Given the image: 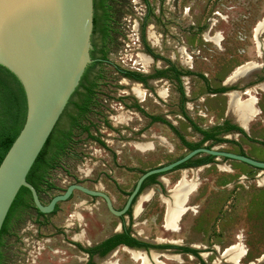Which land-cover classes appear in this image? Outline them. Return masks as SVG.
Returning a JSON list of instances; mask_svg holds the SVG:
<instances>
[{
  "label": "rangeland",
  "instance_id": "1",
  "mask_svg": "<svg viewBox=\"0 0 264 264\" xmlns=\"http://www.w3.org/2000/svg\"><path fill=\"white\" fill-rule=\"evenodd\" d=\"M146 2L109 0L111 34L106 41V62L96 65L89 76L100 77L96 82L99 106L90 114V121L96 124L91 133L107 148L75 131L70 153L64 154L59 167L50 172L55 189L41 195L43 204L69 185L79 184L107 194L115 209L121 207L141 174L187 152L166 124L149 123L146 116H163L186 142L197 143L201 136L192 130L182 110L203 129L225 119L233 122L237 117L236 109L228 103L230 96L210 93L220 88L235 91L241 100L247 98L243 92L248 91L255 98L257 115L248 123L246 136L226 134L221 137L230 142L211 147L264 162V26L258 48L253 37L256 25L264 21V0ZM143 22L147 45L157 60L144 52L140 42ZM95 43L99 50L98 35ZM167 62L178 71L190 73L180 78L183 108L171 73H167L170 79L154 80L144 88L117 71L152 74L165 71ZM247 63L258 68L230 78L236 68ZM135 89L142 97L134 93ZM160 91L166 92L165 98L159 96ZM63 126H68V120ZM148 144L151 149L136 148ZM182 176L187 182H196L197 188L188 198V210L177 230L172 232L163 227L164 202L171 200L172 189ZM155 182L140 194L151 195L141 204V212L135 214L139 197L131 213L121 220L108 212L100 198L78 191L60 203L53 216L37 217L33 210L18 219L15 216L1 248L3 264H138L130 258V249L123 246L91 260L84 251L120 232L121 222L140 242L175 247L132 249L144 253L147 264H232L221 255L236 244L245 251L241 264H264L259 261L264 255V171L215 158L206 165L165 173ZM75 243L84 249L75 248ZM179 248H191L198 257ZM152 253L158 255V263L151 260Z\"/></svg>",
  "mask_w": 264,
  "mask_h": 264
},
{
  "label": "water",
  "instance_id": "2",
  "mask_svg": "<svg viewBox=\"0 0 264 264\" xmlns=\"http://www.w3.org/2000/svg\"><path fill=\"white\" fill-rule=\"evenodd\" d=\"M92 29L93 0H0V66L17 78L27 106L23 127L0 162V231L21 188L29 191L34 208L42 215L78 191L100 198L111 215L121 217L140 197L147 178L168 173L201 154L264 171L262 161L202 147L141 174L120 210L114 209L107 194L79 184L69 185L43 204L26 176L92 62ZM259 261H264V255Z\"/></svg>",
  "mask_w": 264,
  "mask_h": 264
},
{
  "label": "trees",
  "instance_id": "3",
  "mask_svg": "<svg viewBox=\"0 0 264 264\" xmlns=\"http://www.w3.org/2000/svg\"><path fill=\"white\" fill-rule=\"evenodd\" d=\"M108 2L109 0H93V29L91 35V50L89 52L92 62L86 67L77 88L70 97L59 120L57 121L46 143L44 144L42 150L40 151L39 155L37 156L35 162L33 163L30 171L26 176V181L36 189L40 200L41 195L43 193L45 194L48 191L55 189L50 183V172L54 171L59 167L60 159L64 154L70 153V148L72 147L73 143L72 139L74 137L75 131H79V134H85L87 139L95 142L101 148H107L104 143H102L97 137L93 136L91 133V128H94L96 124L90 121V114H94V111H96V108L99 106V104L97 103L98 99L96 89L98 85L96 84V82L100 79V77L98 76L96 78L89 79V76L96 65H100L106 62V41L110 39L111 34V14L109 12L110 8L108 6ZM144 3L147 4L146 0H144ZM97 35L100 37L101 40L99 50H97L95 43V36ZM140 42L142 44L144 52L147 55L152 57L154 60L159 59L158 56L152 54L149 46L147 45L145 39V22L141 23L140 26ZM96 53H99L101 59L100 61H93ZM167 63L170 64V62ZM163 72L172 73L171 80H173L178 85V93L181 97V107L183 108L185 98L180 78L182 76L190 75V73L178 71L175 67H173V65H171L170 69H167ZM120 75L122 77L133 78L139 81H144L145 79L144 77H142L141 74L130 71H125ZM199 78L205 81V78L203 76H199ZM225 91H227L226 88H220L217 90H212L210 91V93L221 94ZM26 111V98L21 84L11 72H9L6 68L0 66V162L2 161L12 142L15 140L20 130L22 129L26 119ZM182 116L189 123L192 130L201 136L199 142H186L184 138L180 136L176 132V130L165 120H163L162 123L166 124L174 132V134L179 138L180 143L187 150V152L195 150L197 148H202L204 147L203 145L207 142L210 143L209 145L205 146L208 149H211V146L215 144L228 143L230 141L221 137L226 134L236 133L242 136H246L245 132L242 129H240L236 125L230 124V122L228 121H223L221 125H216L209 129H203L201 127L196 126L187 117L183 110ZM151 118L154 122L158 121L156 117ZM64 120H68L67 127L63 126ZM237 154L245 156L243 153L240 152ZM214 159V157L208 155H204L202 158L199 159L193 158L187 161L186 163L176 167L172 171L199 167L211 163ZM161 175L163 174L153 175L147 178L142 183L139 194H141L144 188H146L148 185L155 184L156 178ZM135 200L133 201V203L135 202ZM30 210L35 211L40 217L43 216L42 214L38 213L34 208L29 191L25 188H21L18 191L7 213V216L0 231V264H3V261L5 259L4 252L1 250L2 246L4 245V237L10 234L9 229L14 217L16 216V218H19L24 212ZM117 246H123L134 250L146 251L148 249L175 248L174 246H153L144 242H140L132 238L129 230L125 229L122 233L114 234L110 238L96 245L95 247L84 251L85 253H88L89 259L91 260L92 256L95 253H98L99 258H102L108 253H110L112 250H114ZM179 251L184 254L198 257V253L191 248H179ZM201 264L204 263L201 262Z\"/></svg>",
  "mask_w": 264,
  "mask_h": 264
},
{
  "label": "bare ground",
  "instance_id": "4",
  "mask_svg": "<svg viewBox=\"0 0 264 264\" xmlns=\"http://www.w3.org/2000/svg\"><path fill=\"white\" fill-rule=\"evenodd\" d=\"M263 26H264V21L258 23L253 31V37L257 48H258L257 39ZM256 68H258V66L255 63H247L243 66L236 68L231 74L230 78H235L237 76L246 74L247 72L254 70ZM134 93L142 97V93H140L138 90L135 89ZM246 95H247V99L245 100H241L239 99L238 96H234V95H230V100H229V103L237 111V117L235 116L237 122L241 124L245 130H247L248 123L252 120L254 116L257 115V110L255 108V98L252 95H249L248 92H246ZM159 96L161 98H165L166 92L160 91ZM136 148L140 151H145L147 149H151V145L150 144L145 146L136 145ZM185 178H186L185 176H182V178L176 184L174 189H172L170 195L171 200L170 201L167 200L164 202L165 203L164 205H166V210L163 219V227L165 230L172 232L177 230V224L179 223L180 218L188 210L187 208L188 198L197 188L196 182L193 181L187 182ZM150 196H151L150 193H145L141 195L139 202L137 203L135 208V214H139L141 212V204L143 202H146L150 198ZM129 254L133 262H137L138 264H147V258L145 257L144 253L130 250ZM244 255H245V251L241 248L240 244H236L227 248L222 253L221 256L225 258L229 263L241 264ZM150 257L152 261L154 262L158 261L157 254L152 253Z\"/></svg>",
  "mask_w": 264,
  "mask_h": 264
},
{
  "label": "flooded vegetation",
  "instance_id": "5",
  "mask_svg": "<svg viewBox=\"0 0 264 264\" xmlns=\"http://www.w3.org/2000/svg\"><path fill=\"white\" fill-rule=\"evenodd\" d=\"M96 48H97V46H96ZM98 49V48H97ZM149 56V55H148ZM152 58V57H151ZM101 59H100V57H98L97 56V58L95 57L94 58V60L93 61H100ZM174 67V66H173ZM171 68V65L169 64V63H167V65H166V67H165V70L166 69H170ZM92 72V71H91ZM118 72H119V74H122L123 72H125V71H123V70H118ZM170 73V72H169ZM172 74V73H171ZM90 75H91V73H90ZM142 75V77H144L145 79H144V81H139V80H135V79H133V78H126V77H123L124 79H126V80H128L129 82H133V83H136V84H140L142 87H144V88H148L149 87V85H150V83L152 82V81H154V80H164V79H166V80H168L169 78H170V76H168V74L167 73H164L162 70H158V71H156V72H154V73H152V74H146V75H143V74H141ZM90 79V78H89ZM174 82V81H173ZM177 84V83H176ZM151 117H156L157 119H158V121H156V122H154L153 120H152V118ZM146 116V118H148L149 119V123H160V124H163L162 123V121L164 120V118H163V116ZM71 198V197H70ZM70 198L68 199V200H70ZM67 200V201H68ZM67 201H65V202H67ZM104 202V201H103ZM135 203V202H134ZM134 203H132V205L130 206V208L128 209V211L123 215V216H121V217H117V218H119L120 220L123 218V217H125V216H127V215H129L130 213H131V210L133 209V206H134ZM60 203H58L56 206H55V209L53 210V212H51L50 214H47V216H53L57 211H58V205H59ZM105 204V203H104ZM106 206V205H105ZM124 206V204L121 206V207H119V208H116V210H120V209H122V207ZM114 207V206H113ZM107 209V208H106ZM115 209V208H114ZM35 214H36V216L37 217H40V216H38L37 215V213L35 212ZM44 216V215H43ZM72 225H74V224H72ZM79 227H80V225H79ZM126 228H125V226H124V224L121 222L120 223V226H119V230H120V232H118V233H122L124 230H125ZM50 234H53V232H51ZM117 234V233H116ZM111 237V236H110ZM110 237H108V238H110ZM108 238H106V239H108ZM105 239V240H106ZM104 241V240H103ZM100 244V243H99ZM96 245H98V244H95V246ZM95 246H91V248H93V247H95ZM74 247L75 248H81V249H84V246H79L78 244H76L75 243V245H74ZM117 247H119V246H117ZM91 248H89V249H91ZM87 254V256H88V259H89V255H88V253H86ZM186 255H188V254H186ZM99 258V255H98V253H95L93 256H92V259L93 258Z\"/></svg>",
  "mask_w": 264,
  "mask_h": 264
},
{
  "label": "crops",
  "instance_id": "6",
  "mask_svg": "<svg viewBox=\"0 0 264 264\" xmlns=\"http://www.w3.org/2000/svg\"><path fill=\"white\" fill-rule=\"evenodd\" d=\"M246 92H248V91H244L243 92V94L244 95H246ZM222 95H226V96H230L231 94H234L235 96H238L237 95V93L235 92V91H233V90H229V89H227V91H225L224 93H221ZM249 94V93H248ZM250 95V94H249ZM247 96V95H246ZM247 99V98H246ZM228 103H229V100H228ZM230 104V103H229ZM256 104V103H255ZM223 121H228V122H230V124H233V125H236L237 127H239L240 129H242L244 132L246 131L245 129H244V127L241 125V124H239L237 121H236V119H234V121L233 122H231L230 120H228V119H225V120H223ZM223 121L220 123V124H218V125H221L222 123H223ZM216 126V125H215ZM214 127V126H213ZM246 134V133H245Z\"/></svg>",
  "mask_w": 264,
  "mask_h": 264
}]
</instances>
